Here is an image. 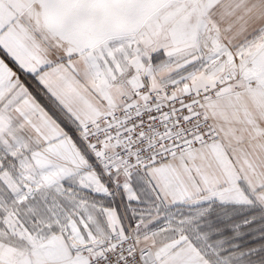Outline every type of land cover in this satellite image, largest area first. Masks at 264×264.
Wrapping results in <instances>:
<instances>
[{
    "label": "snow or ice",
    "instance_id": "obj_1",
    "mask_svg": "<svg viewBox=\"0 0 264 264\" xmlns=\"http://www.w3.org/2000/svg\"><path fill=\"white\" fill-rule=\"evenodd\" d=\"M0 264H264V0H0Z\"/></svg>",
    "mask_w": 264,
    "mask_h": 264
}]
</instances>
